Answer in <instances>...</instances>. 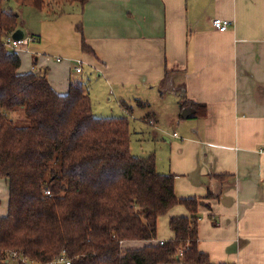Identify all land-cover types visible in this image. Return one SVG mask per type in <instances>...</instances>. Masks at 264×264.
Wrapping results in <instances>:
<instances>
[{"label":"crops","instance_id":"obj_1","mask_svg":"<svg viewBox=\"0 0 264 264\" xmlns=\"http://www.w3.org/2000/svg\"><path fill=\"white\" fill-rule=\"evenodd\" d=\"M75 7L63 13H80L88 49L63 60L38 45L33 68L22 63L19 72L47 71L59 95L72 83L85 86L74 74L76 60L78 75L97 73L100 87L90 86L88 95L101 98L100 88L108 86L117 96V117L130 118L131 127L132 119L140 129L155 127L159 144L169 145L156 151L157 171L176 177L178 198L202 199L199 251L213 264H264V0H89ZM23 11L17 12L27 41L22 48L41 44L42 35L24 29ZM215 19L232 25L219 32ZM189 103L204 110L192 118ZM149 114L154 120L145 121ZM8 205V183L0 177V217ZM183 216L189 212L178 205L160 217L154 243L173 239L169 222Z\"/></svg>","mask_w":264,"mask_h":264},{"label":"trees","instance_id":"obj_2","mask_svg":"<svg viewBox=\"0 0 264 264\" xmlns=\"http://www.w3.org/2000/svg\"><path fill=\"white\" fill-rule=\"evenodd\" d=\"M4 1L0 0V177L8 183L9 205L7 215L0 217L1 261L16 253L26 261L15 264L61 259L70 264H213L198 249L202 199L178 198L176 177L157 171L155 154L132 155L126 117H95L81 83H72L66 95H59L47 71L19 72V54L5 45L19 29V15L4 10ZM15 1L41 11L63 4L82 8L89 2ZM77 29L86 51L82 24ZM187 106L195 109L192 118L204 110L199 104ZM149 118L154 120L151 114L144 119ZM178 205L189 216L172 218L174 238L154 243L159 218ZM134 242L143 245H127Z\"/></svg>","mask_w":264,"mask_h":264},{"label":"rangeland","instance_id":"obj_3","mask_svg":"<svg viewBox=\"0 0 264 264\" xmlns=\"http://www.w3.org/2000/svg\"><path fill=\"white\" fill-rule=\"evenodd\" d=\"M66 7L68 8L70 7V5L63 4L59 8L51 6L41 11L32 7L20 8V6L16 3L15 0L4 1L2 5V8L4 10H12L15 13H17L20 9L25 11V12L23 11L22 16L25 21L24 29H26V31H32V33H36V35H40V36L42 35L44 37L43 42L41 44L32 42L30 43V46L28 48L19 49V54L22 59V63L26 68L28 69L33 68V60H32L33 49L35 47H38V45H41L40 46L41 51H46L47 48L53 49L54 52L49 54V56L52 57L53 59L60 58L64 60L67 57H69L67 55H70L74 59L76 57L75 54L77 52L78 53L81 52L82 50L81 33L77 29L78 26L77 23L79 21L78 16L80 15V13H77V10L75 9H68L71 13L70 12L67 13L65 12L63 14L58 13L64 11ZM76 7L78 8L77 5ZM50 12L51 13L57 12L59 14L58 16L60 17L56 16V19L53 18L51 19L48 16ZM54 16L52 15V17ZM26 36L28 37V33H26ZM56 43H61L63 47L64 45H66V47L63 49V47L60 44L59 46H57ZM77 61L78 60L74 62L75 64L73 63L74 66H76V64L78 65ZM85 68L86 66L84 67V69ZM74 74L76 76H80L84 78L85 91L87 93H88V88L90 86L94 87L95 85L97 87H100L97 73H95L94 71H92L91 73H87L85 71L83 75H78L74 70ZM97 87H95L96 90ZM101 88L99 91L101 98H96V95H91V94L89 96L92 101V108L94 106L96 109V111H94L95 112L94 116L101 118H106V117L116 118L119 115V113L116 112L115 110V105L118 103V100L116 99L117 96L112 89L110 90L108 86L106 87V89L102 88V92H101ZM105 92L106 94H104ZM100 103H102L103 105H105L106 103L109 109H107V111L105 112L98 111V106L100 105ZM16 118L22 120L23 116L18 114L16 115ZM131 125L132 127L131 126L130 127H131L132 155L139 157V156H148L151 154H155L156 161H158L159 159H157L156 151L159 149L160 147L159 145L163 146L164 151L165 148L169 146L165 143L159 144V142H162L161 141L162 134L159 133V135H157L158 134L157 130L155 129V127L150 126L151 124H147L146 125L147 127L145 129H140L139 120L137 119H132ZM7 261L10 262L9 264H15L17 258H14L12 255L11 259Z\"/></svg>","mask_w":264,"mask_h":264},{"label":"built area","instance_id":"obj_4","mask_svg":"<svg viewBox=\"0 0 264 264\" xmlns=\"http://www.w3.org/2000/svg\"><path fill=\"white\" fill-rule=\"evenodd\" d=\"M232 23L228 20H223V19H215L213 21V27L219 31V32H227L230 27H231ZM26 40H14L13 39V35H10L8 36L6 39H5V45L7 46L8 49L10 50H18L22 47H24L26 45ZM76 72L77 73H81L82 72V63L81 62H78V67L76 68ZM175 136H177V134H175ZM47 195H50V192H47ZM163 244V243H161ZM14 258H17V260L19 261H26V259H23V258H18V255L16 253H13L12 254ZM50 264H70L69 261H67L66 259H61V260H58V261H54Z\"/></svg>","mask_w":264,"mask_h":264},{"label":"water","instance_id":"obj_5","mask_svg":"<svg viewBox=\"0 0 264 264\" xmlns=\"http://www.w3.org/2000/svg\"><path fill=\"white\" fill-rule=\"evenodd\" d=\"M23 38H24V33H23V31H21V30H17L14 34H13V39L14 40H23Z\"/></svg>","mask_w":264,"mask_h":264}]
</instances>
